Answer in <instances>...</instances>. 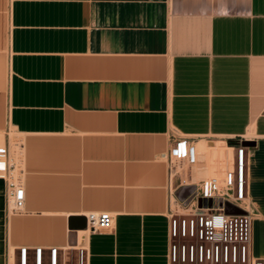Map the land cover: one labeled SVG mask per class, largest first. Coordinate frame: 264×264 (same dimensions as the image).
Segmentation results:
<instances>
[{"label":"crops","instance_id":"0c3cea01","mask_svg":"<svg viewBox=\"0 0 264 264\" xmlns=\"http://www.w3.org/2000/svg\"><path fill=\"white\" fill-rule=\"evenodd\" d=\"M8 128L25 206L9 209L0 177V264L20 246L68 248L77 264L82 245L89 264H170L172 181L199 180L193 165L170 179L179 137L207 150L244 137L264 256V0H0ZM104 210L113 229L91 231L85 214Z\"/></svg>","mask_w":264,"mask_h":264},{"label":"built area","instance_id":"2783aa9c","mask_svg":"<svg viewBox=\"0 0 264 264\" xmlns=\"http://www.w3.org/2000/svg\"><path fill=\"white\" fill-rule=\"evenodd\" d=\"M224 155L217 156L215 171L202 184H193V197L181 205L170 200L169 263L170 264H264V256L252 252L253 215L245 206L248 197V143L242 137L226 143ZM205 154L190 138H175L167 153L170 179L187 165ZM22 169L11 157L9 146H0V177L7 181L9 209L21 211L25 206ZM212 200L210 204L209 200ZM227 203L243 212L229 211ZM91 231L113 229L115 214L111 211H90L85 214ZM48 250V256L46 255ZM77 264H89L85 246L77 248ZM69 249L59 246H20L17 264H65Z\"/></svg>","mask_w":264,"mask_h":264},{"label":"rangeland","instance_id":"374dc122","mask_svg":"<svg viewBox=\"0 0 264 264\" xmlns=\"http://www.w3.org/2000/svg\"><path fill=\"white\" fill-rule=\"evenodd\" d=\"M2 132L4 133V136H7L8 140H9L8 145L10 148L11 157H13L16 160V162L18 163V165L20 167L21 166L20 165V161H21L20 159H22L21 158V152H19V154L17 153L18 149L20 150V147L18 146L20 144L17 145L16 141L22 140L21 135L17 134L14 128H8L6 130H3ZM223 143H225V142H223ZM17 147H19V148H17ZM17 155H19V157ZM175 181L176 180L172 181V184H171V200H172V202L181 205L184 201L191 200L193 197V188L192 187L183 188L179 184H177V182H175ZM173 200H175V201H173ZM76 251L78 253V250H76ZM44 264H49L46 257L44 259Z\"/></svg>","mask_w":264,"mask_h":264},{"label":"bare ground","instance_id":"6f19581e","mask_svg":"<svg viewBox=\"0 0 264 264\" xmlns=\"http://www.w3.org/2000/svg\"><path fill=\"white\" fill-rule=\"evenodd\" d=\"M17 134H20L18 131H16ZM16 144H20V141H16ZM6 143H5V136H4V133L1 132L0 133V146H5ZM19 146V145H18ZM22 146V145H21ZM20 147V146H19ZM17 147V148H19ZM208 146L205 145L203 147H199V151L200 152H204L205 155H206V159L205 158H198L196 160V162L193 163V166H194V172L195 174L197 175L198 177V185L200 187V185L202 184V180H200V178L202 177V174L203 172H205V168L201 167L203 163H206V166H207V174L210 175L214 172V170L210 169L209 166L213 165L215 163L214 160H216L217 156H220L221 158L223 157H226L224 155V153L226 152L225 150L227 149L226 148V144L225 143H222L220 145H217L216 147H214V149H208ZM21 150V151H20ZM20 150L18 149V154L19 152H22V149L20 148ZM227 150H230V149H227ZM17 151V150H16ZM19 157V155H17ZM20 159V158H19ZM22 161V159H20ZM204 160V162L202 163V161ZM206 160V161H205ZM18 161V160H17ZM19 162V161H18ZM209 167V168H208ZM176 198V197H175ZM177 200V199H176ZM175 201V200H173ZM246 206V205H245ZM72 254V253H71ZM14 261H13V255L11 254V264H13Z\"/></svg>","mask_w":264,"mask_h":264},{"label":"water","instance_id":"95a60500","mask_svg":"<svg viewBox=\"0 0 264 264\" xmlns=\"http://www.w3.org/2000/svg\"><path fill=\"white\" fill-rule=\"evenodd\" d=\"M209 202L211 204L212 203V200L210 199ZM227 209L229 211L243 212V210L240 207H238L236 205H233L231 203H227Z\"/></svg>","mask_w":264,"mask_h":264}]
</instances>
